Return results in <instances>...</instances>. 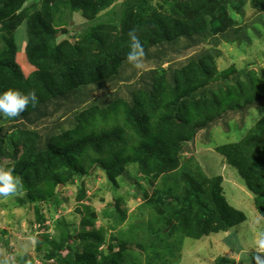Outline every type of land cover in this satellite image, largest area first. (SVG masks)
<instances>
[{"label": "trees", "instance_id": "1", "mask_svg": "<svg viewBox=\"0 0 264 264\" xmlns=\"http://www.w3.org/2000/svg\"><path fill=\"white\" fill-rule=\"evenodd\" d=\"M63 1L0 0V92L34 91L39 101L10 118L20 121L8 127L14 132L10 138L0 129V167L14 169L21 180L15 195H23L20 203L33 207V222L43 227L47 219L39 204L57 208L64 203L61 184L89 177L93 167L116 183L135 168L155 185L149 204L155 231L145 243L130 241L125 247L112 237L107 252L100 249L105 231L80 236L65 219L56 220L58 235L37 236L41 264H137L148 252L153 263L163 257L162 264H168L160 254L168 252L162 241L176 232L200 240L243 223L244 215L222 194L223 176L211 178L194 154L186 153L199 133L211 132L219 121L227 124L231 116L240 115L246 125L237 128V140L216 152L244 179L264 217V77L240 71L235 63L222 70L217 62L223 41L237 45L252 39L250 26H239L228 12H241L248 2L264 9V0H165L159 8L152 0H125L114 20L102 13L114 0H65L92 23L81 40L55 46L52 25ZM262 17L254 23L260 32ZM133 30L144 49L142 64H154L139 78L141 69L127 62ZM24 36L28 41L21 48ZM22 50L34 69L28 74L19 64ZM60 111L50 126H34ZM70 114L73 118L65 121ZM121 212L111 214L116 224L126 219ZM93 220L88 216L83 222L92 226ZM2 241L10 249L9 240ZM16 259L17 264H34L27 255ZM231 263L220 257L216 264Z\"/></svg>", "mask_w": 264, "mask_h": 264}, {"label": "rangeland", "instance_id": "2", "mask_svg": "<svg viewBox=\"0 0 264 264\" xmlns=\"http://www.w3.org/2000/svg\"><path fill=\"white\" fill-rule=\"evenodd\" d=\"M124 1L114 0V5L102 13H109L114 20V15L122 12ZM164 2L165 0H152V5L154 8H159L158 4H164ZM31 3L29 2V4ZM248 3L241 12L236 9L237 12L230 10L228 15L233 22L236 20L239 26H250L249 29L253 31L251 42L235 45L238 42L227 44L226 41H223L218 46L220 58L217 62L222 70L235 63L240 71L241 69L254 70L264 77V32H260L258 30L260 27L254 25L255 21H258L259 14L264 19V9L262 6L259 9L254 8L250 2ZM38 4L41 7V3ZM60 11L61 13L57 14L52 25L55 29V46L62 44L64 40H70L73 43L77 39L81 40L80 37L91 27L92 21L84 19L81 12H73L70 1L64 0ZM104 18V16H100L99 20L102 21ZM20 34L22 33L20 32ZM21 37L22 35H19V38ZM26 37L21 39V48L26 47L28 41ZM20 53L19 64L27 68L26 73L28 74L34 69L27 63L25 51L22 50ZM193 54L194 50L191 56ZM169 65L166 63L164 67L168 68ZM153 66L151 61L142 64L137 77L141 76L143 70L148 71ZM112 88L114 90L116 86L113 85ZM49 110L54 111V107H50ZM61 113L60 111L48 119H40L34 126L43 130L46 126L51 125L49 120L57 118ZM72 116L70 114L65 118V121L73 118ZM229 118L227 124L219 121L211 132L202 131L199 133L195 141L188 144L186 153L194 154L201 169L211 178L223 176L222 194L231 208L244 215V221L226 232L215 233L200 240L184 237L176 232L173 235L175 237L168 238L166 242L162 241L169 254L165 250H161L160 254L168 257V264H216L220 257L231 260V264H264V249H261L258 243L261 238H264V217L256 208V197L248 190L238 171L229 167L225 158L216 152L217 147L237 140V128L246 125V121L243 122L240 115ZM13 122L10 118H0V129L2 132L6 130L5 136L8 138L14 133L8 127L20 123V121ZM154 186L135 168H130V176H119L116 183H112L103 171L93 167L90 169L89 177L83 180L78 179L59 190L60 198L65 201L59 207L52 206L53 203L39 204L42 215L47 219L46 227L40 226L38 223L34 224L33 207L27 203L22 205L19 201L23 195L0 199V264H10L11 260L17 264L16 258L20 254L33 257L34 264H41V259L36 251L37 236L44 234L51 238L58 235L54 223L56 220L65 219L80 236L94 230L105 231L102 235L106 244L102 243L100 247L103 251L109 252L112 237H116L118 245L121 247H125V243L130 241L135 244L145 243L150 234L155 231V226L151 225L155 219L154 212L149 206L152 197L156 195ZM81 191L84 192L82 195ZM120 211H122L121 214L126 215V219L122 223L116 224L111 214L120 216ZM88 216L94 218L92 226H87L83 222ZM4 238L9 240L10 249L2 247ZM84 245L86 242L81 240L80 250H83ZM66 250H68L67 247ZM151 255L149 252L143 255L141 262H137V264H147V262L162 264L163 257H161V261L159 257V260L153 263V257L149 258ZM7 259H9L8 262Z\"/></svg>", "mask_w": 264, "mask_h": 264}, {"label": "clouds", "instance_id": "3", "mask_svg": "<svg viewBox=\"0 0 264 264\" xmlns=\"http://www.w3.org/2000/svg\"><path fill=\"white\" fill-rule=\"evenodd\" d=\"M128 35L131 40V51L127 55V62L139 69L142 67L144 49L135 30L129 32ZM38 103V97L34 91L25 94L18 89L9 88L7 91L0 92V115L6 118H15L24 112L30 104L35 107ZM20 187L21 180L14 175V169L0 167V198L15 195ZM258 243L260 248L264 249V238H261Z\"/></svg>", "mask_w": 264, "mask_h": 264}, {"label": "water", "instance_id": "4", "mask_svg": "<svg viewBox=\"0 0 264 264\" xmlns=\"http://www.w3.org/2000/svg\"><path fill=\"white\" fill-rule=\"evenodd\" d=\"M62 187H63V185L61 184L59 189L61 190Z\"/></svg>", "mask_w": 264, "mask_h": 264}]
</instances>
